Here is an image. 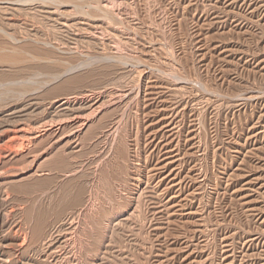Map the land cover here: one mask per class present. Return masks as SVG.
<instances>
[{
	"label": "rangeland",
	"instance_id": "obj_1",
	"mask_svg": "<svg viewBox=\"0 0 264 264\" xmlns=\"http://www.w3.org/2000/svg\"><path fill=\"white\" fill-rule=\"evenodd\" d=\"M7 1L0 264H264V0Z\"/></svg>",
	"mask_w": 264,
	"mask_h": 264
},
{
	"label": "bare ground",
	"instance_id": "obj_2",
	"mask_svg": "<svg viewBox=\"0 0 264 264\" xmlns=\"http://www.w3.org/2000/svg\"><path fill=\"white\" fill-rule=\"evenodd\" d=\"M5 1H6V0H5ZM8 1H9V0H8ZM8 1H7V2H8ZM14 1H15V0H14ZM24 1H25V2H28L27 0H24ZM24 1H23V3H24ZM42 1H43V0H42ZM82 1H85V0H82ZM3 2H4V0H3ZM10 2H11V1H10ZM39 2H40V1H39ZM52 2H53V1H52ZM59 2H60V1H59ZM80 2H81V0H80ZM85 2H87V1H85ZM99 2L101 3V1H99V0L96 1V4L93 6L95 9H99V10L102 9V8L100 7V5H99V4H100ZM1 3H2V2H1ZM4 3H5V2H4ZM23 3H22V4H23ZM82 3H84V2H82ZM90 3H91V2H90ZM98 3H99V4H98ZM108 3H109V1H108ZM9 4H10V3H9ZM9 4H8V5H9ZM11 4H12V3H11ZM13 4H15V3H13ZM80 4H81V3H80ZM76 5H77V3H76ZM1 6H2V5H1ZM3 6H4V5H3ZM10 6H11V5H9V7H10ZM74 6H75V5H74ZM77 6H78V5H77ZM85 6H86V5H85ZM107 6H108V5H107ZM15 7H16V6H15ZM75 7H76V6H75ZM82 7H83V4H82ZM32 8H33V7H32ZM77 8H78V7H77ZM109 8H110V7H109ZM12 9H13V8H12ZM83 9H85V8H83ZM88 9H89V8H88ZM9 10H10V9H9ZM77 10H78V9H77ZM79 10H81V9H79ZM106 10H108V9H106ZM106 10H104V11H106ZM22 11H23V10H22ZM82 11H84V10H82ZM82 11H81V12H82ZM1 12H2V11H1ZM3 12H4V10H3ZM6 12H7V11H6ZM79 12H80V11H79ZM85 12H86V10H85ZM85 12H84V13H85ZM7 13H8V12H7ZM10 13H11V12H10ZM82 13H83V12H82ZM84 13H83V15H84ZM86 13H88V12H86ZM86 13H85V14H86ZM107 13H108V12H107ZM107 13H104V15L106 16ZM2 14H3V13H2ZM76 14H77V12H76ZM78 14H79V13H78ZM0 15H1V14H0ZM87 15H88V14H87ZM91 15H92V13H91ZM99 15H100V14H99ZM108 15H110V14H108ZM3 16H4V14H3ZM11 16H12V15H11ZM89 16H90V15H89ZM4 17H5V16H4ZM7 17L9 18V16H7ZM107 17H108V16H107ZM107 17H106V18H107ZM11 18H12V17H11ZM86 18H87V17H86ZM110 18H111V17H110ZM0 19H1V18H0ZM32 19H33V18H32ZM79 20H80V19H79ZM11 23H12V22H11ZM65 24H66V23H65ZM8 25H9V24H8ZM68 25H69V23H68ZM68 27H69V26H68ZM0 28H1L0 30L3 29L2 27H0ZM71 28H72V27H71ZM77 28H78V27H77ZM13 39H14V38H13ZM72 39H73V38H72ZM43 40H44V39H43ZM57 40H58V39H57ZM57 40H56V41H57ZM62 40H63V39H62ZM74 40H75V39H74ZM2 41H3V40H2ZM35 41H36V39H35ZM70 41H71V40H70ZM3 42H4V41H3ZM6 42H7V41H6ZM6 42H5V43H6ZM45 42H46V41H45ZM59 42H60V40H59ZM48 43H49V42H48ZM56 43H57V42H56ZM2 44H4V43H1L0 45H2ZM50 44H51V43H50ZM2 46H3V45H2ZM43 47H44V46H43ZM64 47H65V46H64ZM72 47H73V45H72ZM45 48H46V47H45ZM67 49H68V48H67ZM76 50H77V49H76ZM1 51H2V50H1ZM13 51H14V50H13ZM15 51H16V50H15ZM15 51H14V52H15ZM46 51H47V50H46ZM67 51H68V50H67ZM80 51H81V50H80ZM48 52H49V51H48ZM109 54H110V53H109ZM35 56H36V55H35ZM18 57H19V56H18ZM22 57H23V56H22ZM24 57H25V56H24ZM32 57H34V56H32ZM88 57H89V56H88ZM108 57H110V56H108ZM19 58H21V55H20ZM34 58H35V57H34ZM39 58H40V55H39ZM41 58H42V57H41ZM44 58H45V57H44ZM89 58H90V57H89ZM96 58H98V57H96ZM22 59H23L22 61L26 60V58H25V59L22 58ZM30 59H31V58H30ZM56 59H57V58H56ZM98 59H99V58H98ZM18 60H19V59H18ZM20 60H21V59H20ZM27 60H29V59H27ZM31 60H32V59H31ZM41 60H43V59H41ZM45 60H46V59H45ZM22 61H21V62H22ZM36 61H37V60H36ZM49 61H50V60H49ZM56 61H57V60H56ZM60 61H61V60H60ZM60 61H59V62H60ZM84 61H85V60H84ZM18 62H20V61H18ZM10 63H11V62H10ZM22 63H23V62H22ZM84 63H85V62H83L82 65H84ZM89 63H90V61H89ZM89 63H88V64H89ZM16 64H17V63H16ZM20 64H21V63H20ZM39 64H40V63H39ZM86 64H87V63H86ZM18 65H19V64H18ZM21 66H22V65H21ZM25 66H26V65H25ZM75 66H76V65H75ZM69 67H71V66H69ZM67 68H68V67H67ZM4 72H5V71H4ZM5 73H6V72H5ZM3 74H4V73H3ZM5 75H6V74H5ZM2 76H3V75H2ZM6 76H7V75H6ZM8 78H9V77H8ZM10 78H11V77H10ZM28 80H29V79H28ZM30 80H31V79H30ZM7 81L10 82L9 79H8ZM18 81H19V80H18ZM18 81H16V82H18ZM32 81H33V80H32ZM5 83H6V82H5ZM18 83L20 84V82H18ZM27 83H28V82H27ZM14 84H15V83H14ZM28 84H29V83H28ZM21 85H22V84H21ZM21 85H18V86H21ZM26 85H27V84H26ZM26 85H25V86H26ZM3 86H5V85H3ZM7 86H8V85H7ZM7 86H6V87H7ZM110 86H111V85H110ZM21 87H22V86H21ZM23 87H24V86H23ZM14 88H15V87H14ZM14 88H13V90H14ZM16 88H17V87H16ZM24 88H25V87H24ZM20 90H21V89H20ZM27 90H28V89H27ZM27 90H26V91H27ZM5 91H6V90H5ZM18 91H19V90H18ZM29 91H30V90H29ZM8 92H9V91H8ZM23 92H25L24 89H23ZM5 93H6V92H5ZM16 93H17V92H16ZM20 93H21V92H20ZM26 93H27V92H26ZM26 93H25V94H26ZM122 93H123V92H122ZM7 94H8V93H7ZM7 94H6V95H7ZM11 94H12V93H11ZM25 94H24V95H25ZM1 95H2V94H1ZM19 95H20V94H19ZM4 96H5V95H4ZM11 96H12V95H11ZM31 96H32V95H31ZM5 97H6V96H5ZM20 97H21V96H20ZM27 97H28V96H27ZM76 97H77V96H76ZM0 98H1V97H0ZM78 98H79V97H78ZM95 98H96V97H95ZM4 99H5V98H4ZM2 100H3V99H2ZM63 101H64V100H63ZM74 101H75V100H74ZM103 102H104V101H103ZM93 103H94V102H93ZM63 104H64V103H63ZM66 106H67V105H66ZM95 106H98V104L95 105ZM93 107H94V106H93ZM64 108H65V107H64ZM0 109H1V108H0ZM171 109H172V108H171ZM17 110H18V109H17ZM11 113H12V112H11ZM170 113H171V112H170ZM18 114H19V113H18ZM74 115H75V114H74ZM11 116H12V114H11ZM88 116H89V115H88ZM13 117H14V116H13ZM8 124H9V123H8ZM72 124H73V123H72ZM40 125H41V124H40ZM44 125H45V124H44ZM115 128H116V127H115ZM26 129H27V128H26ZM29 129H30V128H29ZM27 132H28V131H27ZM26 136H27V135H26ZM31 137H32V136H31ZM93 137H94V136H93ZM29 139H30V138H29ZM135 141H136V140H135ZM108 143H109V142H108ZM128 147H129V146H128ZM9 150H10V149H9ZM8 152H9V151H8ZM8 152H7V154H8ZM14 153H15V152H14ZM0 154H1V153H0ZM3 155H4V154H3ZM11 155H12V154H11ZM1 156H2V155H1ZM115 156H116V155H115ZM11 157H12V156H11ZM252 181H253V180H252ZM63 189H64V188H63ZM75 193H76V192H75ZM106 194H107V193H106ZM62 196H63V194H62ZM84 214H85V213H84ZM70 219H71V218H70ZM36 221H37V220H36ZM41 222H42V221H41ZM39 224H40V223H37L38 227H39ZM41 224H43V223H41ZM93 224H94V223H93ZM99 225H100V224H99ZM97 226H98V225H97ZM33 227H34V226H33ZM35 228H37V226H35ZM34 230L36 231L37 229H34ZM37 232H38V231H36V233H37ZM91 234H92V233H91ZM79 238H80V237H79ZM26 239H27V238H26Z\"/></svg>",
	"mask_w": 264,
	"mask_h": 264
}]
</instances>
